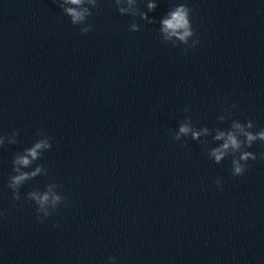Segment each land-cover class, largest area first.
I'll use <instances>...</instances> for the list:
<instances>
[{"label": "water", "instance_id": "1", "mask_svg": "<svg viewBox=\"0 0 264 264\" xmlns=\"http://www.w3.org/2000/svg\"><path fill=\"white\" fill-rule=\"evenodd\" d=\"M180 3L187 52L162 31ZM119 6L97 0L81 34L56 0H0V264H264V142L210 155L264 128V0ZM45 135L50 149L14 165ZM242 151L257 158L233 176ZM14 167L40 168L18 200ZM31 191L46 211L63 197L43 223Z\"/></svg>", "mask_w": 264, "mask_h": 264}, {"label": "clouds", "instance_id": "2", "mask_svg": "<svg viewBox=\"0 0 264 264\" xmlns=\"http://www.w3.org/2000/svg\"><path fill=\"white\" fill-rule=\"evenodd\" d=\"M58 2L59 8L62 9V12L67 16L70 17V23L72 25H80V24H86V27H79V31L81 34H87L92 29V25L90 23H86V19L92 15L91 9H95L97 7V0H56ZM114 3L116 5V11L120 14H124L126 9L123 7H120V0H114ZM128 3L131 4L132 0H128ZM75 5L78 7H65L64 5ZM90 4L91 8L84 7V5ZM155 4H149L148 8L149 10H152L155 8ZM191 9L187 6L185 3H180L175 7L174 11H171L169 13V18L162 20V31L167 35V37H176L183 45H187L184 49L185 52L188 51L189 48L194 47L196 43H198V40H191L190 39L195 35V30L193 29L191 19ZM130 31L136 32L139 31V28L137 24L132 23L129 28ZM187 110V109H185ZM247 126L249 128L253 127L252 120L247 121ZM235 127L239 128L240 125L236 124ZM189 132V128L187 126L181 125L179 128V134H187ZM38 135H44L42 132H38ZM179 134L172 137L173 140L178 141L179 140ZM13 135L17 136L18 133L16 131H13ZM193 138H196L199 133L193 132ZM223 133H220L216 139H220L223 137ZM246 139L243 141H238L236 137L229 133L227 136V141L220 147L213 149L210 153L212 157L215 158L216 162H219L226 154L227 150L229 148L233 150H240L241 144L243 143L244 147H251L254 141H261L264 142V128L260 129L259 132L253 134L251 132H246L245 134ZM45 139L39 140L34 143V145L27 149L25 155L17 156L14 160V165L17 166H23L28 167L33 160L37 159L39 156L40 149H50V137L45 135ZM10 143H16L15 140L10 141ZM0 145H2V141H0ZM257 157L254 153L249 151H242L238 158L235 156L232 159V175L233 176H240L243 175L244 172L247 170V161L249 160H255ZM261 159H264V153H261ZM244 162V163H241ZM13 172L18 173L17 175H13L9 178L7 187L12 190V198L14 200L20 199L19 195V189L21 185L29 180L30 178L37 175V173L40 172V168L37 167L34 172L28 173V172H21L19 167H14ZM217 185L220 184L219 179L216 181ZM51 188V186H50ZM49 188V191H50ZM28 197L35 201L36 204V212H37V220L40 223L44 222L45 217H48L53 214L54 210L56 209L57 205L61 203L63 200V197L60 195H52L51 196V205H52V211H46L44 209V206L49 203L50 197L48 192H45L43 194H37L35 191H31L28 194ZM42 213V215L40 214ZM2 214V213H0ZM111 261H115V257H109L108 258Z\"/></svg>", "mask_w": 264, "mask_h": 264}]
</instances>
